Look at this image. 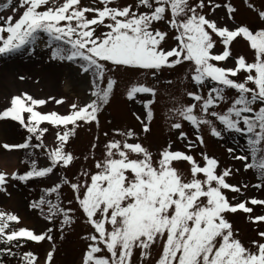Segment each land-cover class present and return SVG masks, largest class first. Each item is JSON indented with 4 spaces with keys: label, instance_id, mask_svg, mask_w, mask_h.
<instances>
[{
    "label": "snow or ice",
    "instance_id": "snow-or-ice-1",
    "mask_svg": "<svg viewBox=\"0 0 264 264\" xmlns=\"http://www.w3.org/2000/svg\"><path fill=\"white\" fill-rule=\"evenodd\" d=\"M98 4L102 7H84L81 0H63L62 3L58 0H6L0 4V13L11 12L7 16L0 15V56L28 48L34 50L37 42L46 37L44 42L51 49L52 59L76 64L81 75L90 76L93 98L83 105L72 103L67 114H43L36 109L47 101L34 99L27 93L13 97L11 106L0 112V119L18 121L31 135L23 144L4 147L8 150L43 148L50 166L38 169L33 161L31 171L24 175L13 173L10 179L43 178L53 174L57 167L67 168L72 164L74 156L66 152L65 147L81 123L99 124L98 114L110 102L117 85L110 73L122 69L144 70L155 77L162 69L188 62L193 66L191 80L198 89L211 86L206 95L199 91L187 93L194 103L171 110L178 117L171 127L180 130L183 127L180 121L188 122L195 129L196 141L201 146H205L199 134L204 126L218 139H223L224 132L239 134L245 138L246 154L233 158L245 162V171L257 173L259 183L253 187L264 188V29L253 31L247 26L230 29L218 25L203 13L207 6L212 12L222 7L213 0H208L207 4L206 0H196L195 4L190 0H137L135 5L123 7L112 6L116 0H98ZM223 7L228 18L234 19L236 9L231 4ZM141 8L144 11H140ZM18 12L21 14L16 19ZM258 16L264 21V11H259ZM161 21H166L175 32L173 38L177 43L171 49L162 46L168 33L153 27ZM100 27L106 31L97 35ZM238 38L249 44L254 61L248 62L241 56L233 58L232 68L219 66L231 57L230 46ZM217 43L223 45L219 54L214 52ZM241 73L246 74L242 81L236 79ZM229 89L237 95L225 110L216 111L221 103H228L225 92ZM138 94L154 97L156 90L135 83L127 89L126 98L135 101ZM49 99L64 103L62 99ZM153 102L149 100L144 104L146 121L141 120V123L145 133L150 130L153 119ZM136 118L140 120L139 116ZM45 122L62 129L56 132L58 143L51 150L43 143H30L33 138L41 141L48 132V128L40 127ZM117 134L124 139H114L105 145V158L96 162L98 171L90 175V183L87 180L83 184L72 183L63 178V185L71 187L86 223L94 229L84 237L90 243L82 264H132L135 249H140L141 258L147 259L149 249L158 239L163 245L157 264H264V243L254 240L252 248L255 250L246 248L235 238L232 225L226 219V213H252L253 208L246 206L247 203L264 206V200L256 198L237 204L228 200L225 190L241 193L240 187L227 182L231 169L218 172V160L204 152H201L204 161L201 166L193 156L172 151L171 145L160 152L154 162L152 154L140 143L128 142L135 137L134 131ZM178 139L187 141L189 149L197 146L183 131H179ZM235 151L229 148L230 153ZM130 154H136L137 159H131ZM178 161L190 164L191 179L186 180L173 166ZM81 175L88 177L89 173ZM8 180L9 176L0 172V191H5ZM63 185L58 183L47 193H56L59 198ZM81 189H84L82 195ZM45 204L47 220L52 222L62 217L61 231L74 222L73 209L52 200L42 197L31 207L43 210ZM249 219L255 224L264 223V216ZM12 223L20 224V218L0 211V244L6 246L0 248V255L15 256L12 248L22 247L28 241H54L53 228L41 234L28 228L9 231ZM258 236L264 240V232H259ZM54 253L53 243L44 264H53ZM19 259L22 264H40L33 252L23 253Z\"/></svg>",
    "mask_w": 264,
    "mask_h": 264
},
{
    "label": "rangeland",
    "instance_id": "rangeland-1",
    "mask_svg": "<svg viewBox=\"0 0 264 264\" xmlns=\"http://www.w3.org/2000/svg\"><path fill=\"white\" fill-rule=\"evenodd\" d=\"M5 2L6 0H0V4ZM62 2L63 0H58V3ZM136 2L137 0H116V4L112 6L118 5L123 7L135 5ZM207 2L208 0H206V4ZM190 3L195 4L196 0H190ZM213 3H219L222 7L212 12L210 6H207L203 9V13L206 14L208 19L215 20L218 25L227 26L230 29L235 26H247L253 31L264 29V21L258 16L259 11H264V0H213ZM224 4H231L236 9L234 19L228 18L226 9L223 7ZM81 5L84 7H102V5L98 4V0H81ZM249 5H252V7ZM140 11H144V9L141 8ZM0 14L7 16L11 12L5 11ZM20 14L18 12L15 18L18 19ZM153 27L168 33L162 45L163 48L171 49L176 46L177 42L173 38L175 32L169 29L166 21L157 22ZM103 31H106V29L100 27L97 35ZM46 39L45 37L38 41L34 50L28 48L18 53L0 56V112L11 106L10 102L15 93L9 84L14 79L20 81L23 80L21 78L27 76L26 71H23L20 65L30 60L35 62V72H41L47 66H53L58 68V70L62 69L64 71L62 85L66 84L67 87L64 86L62 88L64 93L58 95L64 101V103L59 104L63 112H53L67 114L70 111L69 106L72 103L83 105L93 99L90 94V76L81 75L76 64L52 59L51 49L44 42ZM230 50L231 57L227 61L220 62L219 66L234 67V57L243 56L248 62L254 61L253 50L250 49L249 44L242 38L234 41L230 46ZM222 51L223 45L217 43L214 52L219 54ZM192 67L190 63L186 62L172 69H162L155 77L144 70L122 69L110 73L117 80V85L110 98V102L98 114L99 124L95 122L91 124L81 123L75 129L74 136L69 139L65 147L66 152L74 156L72 164L67 168L57 167L54 169V173L49 176L20 181L10 179L11 175L0 166V172L6 173L9 176L7 184L4 185L5 191H0V211L15 214L21 221L18 225L12 223L9 231L16 228H28L34 230L36 234H41L45 233L48 228H53L51 235L54 237L53 242L46 240L40 243L33 242L21 248L13 247L12 251L16 255H0V264H22L19 257L26 252H33L39 258L40 264H44L46 254L51 250L53 243L55 247L53 264H82V258L90 243L84 237L92 234L94 229L86 223V217L76 202L71 187L63 185V178L66 177L72 183L79 182L83 184L85 180L90 183V175L98 171L95 167L96 162L102 161L105 158V145L114 139H124V137L117 134L119 132L134 131L135 137L128 142L140 143L152 154L154 162L159 159L160 152L168 148L169 145H171L172 151H181L193 156L201 166L204 164L201 152H204L208 156L218 160V172H222L224 169H231L232 175L227 178V182L240 187L242 193H233L225 190V195L231 203L237 204L241 201H250L252 198L264 200V188L257 189L253 187V185L259 183L257 173L253 170L245 171V162L233 158L237 154H246L244 151L246 148L245 138L239 134L224 132L223 139H218L211 136L208 127L204 126L199 134L203 136L205 146H201L196 141L197 133L195 129L188 122L180 121L183 125L180 130L171 127L174 120L178 119L171 110L181 105L194 103L187 93L199 91V94L206 95L208 87L211 86L208 85L207 87L198 89L191 80ZM245 75V73H241L236 79L242 81ZM135 83L155 88L156 95L152 97L147 94H138L135 101L128 100L126 98L127 89ZM41 86L42 84L39 85V82L35 85L39 90V95L41 94L40 90H42ZM249 86L251 87V85ZM236 95L237 93L234 90H227L225 96L228 103H221L215 110L221 112L225 110ZM149 100L154 101L151 104L153 119L149 125L150 130L145 133L141 120L146 121L147 109L144 107V104ZM36 110L43 114L51 113V111L42 112L40 106ZM24 115L26 118L28 114L25 113ZM137 116L140 117V120L136 118ZM40 127L48 128V132L42 138V143L47 149H53L58 143L56 132L62 129H57L46 122L42 123ZM21 128L25 127L18 121H14L11 118L0 119V158H13L16 160L15 173L18 175H24L29 172V165L24 162L23 152H21V148L8 150L4 145L23 144L26 135ZM179 131L185 132L189 140L196 141L197 146L192 149L187 148V141L178 139ZM229 148H233L236 151L230 153ZM36 155L38 169L50 166L47 152L43 148L37 149ZM130 158L137 159V156L136 154H130ZM173 166L186 180L191 179V166L188 162H174ZM84 172L89 173V176H82L81 173ZM199 178L203 179V176ZM58 183L63 185L59 198H57L56 193H52L51 195L47 193L48 189H51ZM244 185H247V187H244ZM44 191L47 193L48 200L60 203L64 208L73 209L71 216L74 222L70 226L65 227L63 231H61L60 223L62 217H57L52 222L46 219L48 215L47 204L44 205L43 210L31 207L34 202L40 201L42 197L44 198ZM83 191L84 189H81V195ZM68 201H72V203L69 204ZM246 206L253 208V212L249 214L238 211L236 213H226L225 215L232 225L235 238L240 240L246 248L254 251L252 241L259 240L264 243V240H261L258 236L259 232H264V223L255 224L251 222L249 217L264 216V206H253L250 203H247ZM108 227L109 229L111 228L110 225ZM162 245L163 241L158 239V242L149 249L150 256L147 259L141 258L140 249H135L132 264H157L162 253Z\"/></svg>",
    "mask_w": 264,
    "mask_h": 264
},
{
    "label": "bare ground",
    "instance_id": "bare-ground-1",
    "mask_svg": "<svg viewBox=\"0 0 264 264\" xmlns=\"http://www.w3.org/2000/svg\"><path fill=\"white\" fill-rule=\"evenodd\" d=\"M20 66L23 71H26L27 76H24L23 80L20 81L14 79L12 80V83L9 84L13 88L12 91L15 93L13 97L27 93L34 99L47 101L45 105L40 106L42 112H63L61 106L57 104L55 100H51L49 98L54 97L56 99H60V96L58 95H62V93H64V91L62 90V88L66 86V84L64 86L62 85L64 79V71L62 69L58 70V68H55L53 66H47V68H44L41 72H35V62H33V60L26 61ZM38 82L39 85L42 84L40 95L38 94L39 90L35 87ZM0 166L5 171H7L9 175H12L16 171V160H14L13 158H0Z\"/></svg>",
    "mask_w": 264,
    "mask_h": 264
},
{
    "label": "trees",
    "instance_id": "trees-1",
    "mask_svg": "<svg viewBox=\"0 0 264 264\" xmlns=\"http://www.w3.org/2000/svg\"><path fill=\"white\" fill-rule=\"evenodd\" d=\"M21 130L24 132V134L26 135V139H25V142L28 140V137L31 135L30 133H28L27 129L26 128H21ZM24 142V143H25ZM31 144L35 145L37 143H42V140L41 141H37L35 138H33L30 142ZM37 149L39 148H34V147H29L27 149H23L22 152H23V157H24V162L27 163L29 165V171L32 170V164H33V161H35V164H36V167H37ZM43 196L45 198V200H48L47 199V193L44 191L43 192ZM43 213V212H41ZM31 241H28V242H25L23 243V246L27 245V244H30ZM5 245L3 244H0V248H3ZM22 246V247H23ZM6 247V246H5ZM21 248V247H19Z\"/></svg>",
    "mask_w": 264,
    "mask_h": 264
}]
</instances>
